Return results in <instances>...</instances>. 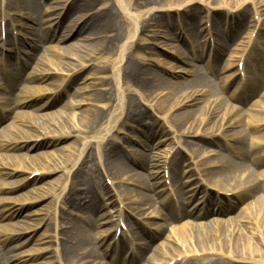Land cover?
I'll list each match as a JSON object with an SVG mask.
<instances>
[{"label": "bare ground", "instance_id": "6f19581e", "mask_svg": "<svg viewBox=\"0 0 264 264\" xmlns=\"http://www.w3.org/2000/svg\"><path fill=\"white\" fill-rule=\"evenodd\" d=\"M43 1L45 3L46 1L48 2V0ZM61 2L57 0L55 4ZM68 2H71V10H76L75 12L79 15L69 16L72 11L66 12L62 17L59 14L57 16L60 19L59 17L52 19L56 23L53 28V24L50 23L48 28H40L38 34L33 32L36 40H32L31 52L26 54L28 62L31 61L32 63H21L18 70H15L12 68L13 65L9 64L11 58H13V52L10 49L9 27H11L12 31H15L13 28L14 22L11 24L12 17L10 13L15 16L17 14L22 20L26 19L38 25L39 23L50 22V19L45 22L42 21L44 20L42 15L53 14L58 7L48 6V9L43 10L44 13H42L29 0H2L0 6V68L6 71L4 72L0 69V75L5 74V78H3L5 87L2 89L0 86V89L9 95V99L2 100V106L6 108V114L4 117L0 114V124H3V121L11 117V124L3 128V130L10 133V136L0 142V150H10L11 148H14L13 150H22V146H25L26 149H41L57 143H65L69 138H74L76 141L72 143L73 148L69 145H65V148H60L58 152L61 154H56L55 156H49L47 153L36 155L33 159L34 162L30 161L32 160L30 156L23 155L18 157V163L12 164L11 168H9L6 157L2 154L0 155V176L3 174L11 177L13 174L21 173L22 175H28L27 177H34L36 172L50 175L61 172L66 175L67 182L63 186L58 187L56 191L52 192L47 188L40 191L37 188L33 192L35 195L33 197L34 203L37 201L41 202L46 197L54 199L53 217H55V223L53 226V238L56 240V244L62 241L64 245L63 251H57L56 253L58 258L63 256L64 261L59 260V264H79V261L70 262V259L82 260L91 257L92 250L89 249L91 252L89 253L85 250V247H92L94 241L98 242L97 246L99 247L109 241L110 245L112 244L110 247H114L115 251H119L118 244L125 235V231L121 226L127 220L126 210L122 208V196L116 193L114 189H109L107 186L102 185L101 180L110 181L111 179L117 182L123 170L119 166L113 169V167L107 168L102 164V159H108L114 153L110 146V141L112 143L118 141L115 136L119 133L120 126L129 119L140 123L144 118H147L152 119L156 123L157 120L161 121L162 119L157 118V116L156 118L155 116L151 117L152 115L148 116V112L152 108L158 113L162 111L168 115L172 111H179L186 106L195 104L199 101V98H204L206 95H216L213 83L206 81L202 72L196 67L192 66V70L189 71L181 69L176 74L175 72H170L174 78L180 77L179 75L182 73L189 76L192 79L191 81H183L182 83L170 82L157 75L149 76L143 70L141 62L137 60L139 59L138 54L143 52L145 45H149V42H146L143 36L145 32L149 31L150 27L157 25V22L164 18L176 15L177 24L175 28L179 31V35H174L173 38H164L180 42L181 31L179 30L180 28H177L180 25L179 22L185 24V22L190 20L196 21L195 14L200 3L207 4L206 23L212 26L208 35L217 38L213 61L203 62V49L197 45V42H192L191 46L185 44L183 49L171 45L168 49L174 50V59L178 58L185 65L191 66L184 59V51H186L190 61L203 62V68L212 77L223 76L220 79L222 91L228 81L231 80L229 83L232 84L238 78L234 74L223 75L224 72L231 70L235 63H237V69L240 65L246 69L250 64H254L256 71L253 75H247L246 80L242 84L239 80L236 86H233V91L226 101L216 96L213 97L215 99L211 102H206L198 123L195 119L189 122L192 115L189 111L177 114L175 122L181 123L185 121L187 125L183 127L181 135H179L185 138L186 141H178V145L181 149L183 147H192L190 157H193L200 155L202 150L200 145L217 147L219 145H216L215 142L217 138H228L227 140L230 139L233 143V148L225 146L224 150L240 159L241 163L238 164L230 158L218 156L217 160L211 165L201 169L198 167L189 169L186 171L185 177H183L184 174L181 177L178 169L179 165L177 164L178 159H180L178 158L180 154L178 151H175L170 159L168 158L170 153H156L150 157L143 153L131 155L132 160L138 156L141 161L138 168L148 172L146 176L133 175L135 178L133 180L134 184L140 189L144 188L151 191L153 196L161 195V197H165L166 194L170 193L167 188V182L164 180L166 171L169 170V180L172 187H176L175 190H177L176 194L180 204H177V208L175 207L178 213L173 214L167 209L170 198H162L160 207L168 213L165 217H160V213H158L157 218L160 217L165 223L169 222L174 225L170 229L171 236L167 238L165 243L161 242L156 245V243L161 241V233L167 228L159 227L156 230L158 231L155 233L156 235L150 236V245L152 246L149 248L139 242L137 244L139 246L138 252L139 250L141 251L139 257L134 259V256H132L128 264H136L139 259L144 261L146 258H148L149 264H180L182 262L184 264L189 259L210 257L211 255L218 258H226L228 264H264V130L255 140H249L250 134H257L260 129L264 128V48L259 50L258 46L262 43L264 47V28L263 24L261 26L257 24L261 17L257 6L264 7V0H66L63 3L67 4ZM249 6L253 7L254 10L252 23L255 26L252 25L248 30L245 27H241V23L244 21V17L248 16ZM63 7L64 5H62L61 10ZM141 9H146L143 15L139 14L138 10ZM67 18H70V25L66 28L68 35H63L58 39V43H65L72 35L71 39L73 38L74 41L82 37L80 40L82 45L72 43L63 47H46L39 56L42 50L41 47L55 39L56 28L58 29L59 27L60 29V27L64 26V21ZM118 18L121 20L120 24ZM222 18L229 19V23H224L228 27V31H224L223 26L220 28V20ZM19 26L31 34L32 32L30 31H37L26 24H20ZM173 26L171 25V27ZM190 29L189 33L196 39L198 30L194 26ZM238 29H245L247 38L242 44L234 46L240 37L239 32L236 33ZM255 31L256 36L253 41L252 37ZM2 32L6 36L5 42L1 39ZM149 32L152 33L151 37L153 39H156L159 35V32L158 35L152 31ZM95 40L97 42H94ZM143 41L145 43L142 44L141 42ZM257 50H259V54H255ZM65 54H69L71 57H67ZM224 56L227 60L221 69L219 66L224 60ZM72 57L79 63V68L67 65L63 61L64 58ZM98 57H100L99 61H104L99 68L102 75L106 78L104 77L102 82L98 83L101 88H96L94 93L88 98V103L92 104V108L77 114V120L72 119L69 110L82 106L85 103L84 100L74 101L71 104L66 103L64 106L58 105L60 108L53 110L57 106L59 97L67 89V85L73 84L78 77L76 75L87 67V63ZM5 63L8 65L6 66ZM165 65L167 66V63ZM29 71L30 73L26 75V72ZM51 71L54 73L67 71L68 74L65 75L67 80H63L55 87L51 96L53 100L50 99L42 104V108L38 111L52 109L53 112L46 113L45 116L54 115L57 119L54 120L51 126H32V124L30 125L32 131H28L24 127L28 128L29 126L24 125L22 119L25 117L31 118L33 113L18 110L22 107H31L33 103L42 100L40 98L42 88L29 84L46 80L51 75ZM107 79L110 82L109 84ZM85 89L79 88L74 93V96H80L83 92L88 91ZM152 89H157L161 92L153 97L150 94ZM161 89L164 91L163 93ZM224 93L225 91H223ZM36 116L39 117L37 120H40L44 115ZM213 118H217L214 125L206 129L207 131L204 130ZM148 125L146 126L147 128H144L148 139L152 141L154 138L153 126L152 124ZM155 125L159 127L157 123ZM238 127L237 131L227 133ZM176 132L178 131L170 130V134H175ZM79 140L82 142L80 148L76 147L80 144ZM92 146L97 152L98 168L101 169V177H95L98 182H91L89 178V182L78 179L68 184L73 175L93 163L90 162L87 153V150L92 148ZM219 147L223 146L219 145ZM144 148L146 147L144 146ZM62 152L66 154L63 155ZM258 153H260V156L257 155ZM88 168L90 169L91 167ZM89 169L86 170L89 171ZM35 180L37 179L35 178L32 181ZM154 180L156 181L151 183ZM23 182L20 181L13 184L8 189L10 191L20 189ZM80 183L85 185V188L77 190V186ZM97 185L105 191L104 196L108 197L107 204H110V208L113 206L112 213H102L98 216L103 210L107 209V205L102 202V204H97L98 195L91 194ZM190 185L193 187L187 188ZM6 188L3 184L0 185V192H3ZM186 188L187 190H185ZM197 193H201V196L195 207L191 211L186 210L189 200L196 198ZM227 194H232L236 202L233 201L230 205L223 207L224 203L227 202L225 199ZM127 196L128 194H125L126 198ZM183 197L184 201H186V206H184ZM150 201L151 197L143 194L139 195L133 203L136 205H143L144 203L149 205ZM214 201H216L214 203L215 206L219 203L223 204L215 208V212L212 208ZM241 201L242 203L247 201V203L241 208L237 216H233L230 219H209L205 223L199 222L208 219L211 215L220 216L232 213L236 211ZM17 202L19 203V199L16 197L0 201V222L6 219H13L14 215L18 217L23 215L24 208L21 206L16 207L15 204ZM48 204L46 203L44 207L47 208ZM68 205L72 209L76 208L81 211V219L90 229L76 226L71 221L65 223L59 221V218H61L59 207L62 212H68ZM143 211L136 206L131 213L136 212L141 217L145 214H140ZM63 213L65 214V212ZM69 213L72 214V212ZM181 218L195 219L199 223L188 221L180 224L178 221ZM47 219L41 218L40 220L47 221ZM134 223L138 224L139 227L142 225L136 220ZM38 225L39 223L36 225L35 223H26L23 226L16 224L0 225V257L5 256V263L15 264L16 262H21L24 264L27 259L36 256L34 250L32 251L33 255L23 252L9 256V254L15 253L21 247L19 245L5 251V253L3 249L11 243L22 241L21 239L26 238L27 234H29L28 236L35 235ZM103 226L108 228L97 231L94 235L91 233L92 229L101 230ZM254 230L257 235H254ZM117 234L120 237L116 241ZM28 236L26 240L29 239ZM44 236L41 235V237ZM59 236L60 238L62 236L61 241H59ZM37 238L39 239L40 236ZM135 240V238H131L129 241L132 254L136 250L134 246ZM45 241H48L47 237L42 238L39 244ZM178 243L184 246L182 250L177 249ZM65 244H67V247H65ZM155 245L156 247L153 248ZM110 247L108 246V248ZM149 249L151 250L149 251ZM38 250L37 253L40 255L43 254L42 252L45 249ZM147 251H152V255L148 257ZM105 253H107V250ZM25 254L27 255L25 256ZM88 263L84 262L82 264Z\"/></svg>", "mask_w": 264, "mask_h": 264}, {"label": "rangeland", "instance_id": "374dc122", "mask_svg": "<svg viewBox=\"0 0 264 264\" xmlns=\"http://www.w3.org/2000/svg\"><path fill=\"white\" fill-rule=\"evenodd\" d=\"M1 1L0 0V6H1ZM57 0H48V2L43 1V0H29V2H31L33 5L35 4L36 7L39 8V11L44 13L43 10L48 9V6L53 7V8H57L56 11L53 12V14H43L42 18H44V20L42 21H46V20H51L50 22H45L43 24H38L35 25L34 23H31L30 21L23 19L16 14V16L13 13L11 14L12 17V22L14 25V29L15 31L11 30L10 28V36H9V41H10V45L12 51L16 52L13 54V58H11V61L13 62V65L15 66L17 63V58L20 57V59L22 60V62H28L27 56L26 54H29V52H31V48L30 46L32 45V40L35 39L36 37H34V34L36 32V34H38V30L40 28H48L49 24L52 23L53 26L52 28L56 25L55 21H53L52 19H56L59 16L62 17L64 16V14L66 12H70L69 16H73L74 14L79 15L77 12H75L74 10H71V2H68L67 4H64L63 2L66 0H60L62 1L59 4H55ZM62 5H64L63 9ZM207 4L206 3H200L199 4V8L198 11L196 12L195 16V20H188L189 22H185L184 23H180V25L177 28H180L179 30L181 31V40L180 42H174L166 38H173L174 35H179V31L176 30L175 25L177 24V17L176 15H172L171 17L168 18H164L161 21L157 22V25L150 27L149 31H152L154 34L159 35L156 39H153L152 33L147 31L144 33L143 39L146 40V42H149V45H145V48L143 49V52L138 54V61L141 62L143 70L146 71V73L149 76H159L162 77L164 79H166L167 81L170 82H185V81H191L192 79L189 76H186L184 74H180V77H175L177 79H175L174 77L171 76L172 72L178 73L181 71V69H184L186 71L192 70V66L198 68L204 78L206 79V81H209L211 83H213V87H214V91H216V95L213 96L211 94L204 96V98H199V101H197L195 104L191 105V106H186L184 107L182 110L179 111H172V113H168V115H166L165 112H157L154 108H152L149 112H148V116H157V118H161L162 120H157V124L159 127H157L155 124V122H153L152 119H147L144 118L140 123L136 122V121H132V120H127V122L123 123V125L120 126V130L119 133L115 136V138L118 141H114L112 143V141H110L111 143V148L112 150H114V153L107 159H102V164L103 166L110 168L113 167H122V171H121V175H119V179L117 182L113 181L110 179V181H106L105 179L101 180L102 185L107 186L109 189H114L116 193H118L119 195L122 196L121 198V202H122V208L125 211L126 214V222H124L122 228L128 232L129 231V235L131 233V235H134L137 239L141 240V242L143 244L147 243L146 241H148V234H155L156 230H158L159 227H167L166 230H164L161 234L159 243L161 242H166L167 238L169 236H171L170 234V229L174 226L169 222H164V220H161V216L165 217V215L168 213L166 211H164V209H161V205L160 202L161 200H163L162 198L165 197H172L169 205H168V210L169 211H174L172 208V201L173 203L176 204V202L179 203V199H177V196H175V193H177V191L175 190L176 187H172V184L169 180V174L170 171H166L165 174V179L167 182V188L170 191V194H166L165 197H161V195L159 196H153L151 191L140 189L138 188V186H136L134 184V177L133 175H144L146 176L148 174L147 170H143V169H139L138 165H140L141 161L140 159H138V156L136 157L134 155L133 160L131 159V155L133 154H145L148 155L149 157L152 156L153 154L156 153H170V155L168 156V158L170 159L171 155L174 154L175 151H178L180 154L178 155V161L177 164L179 165L178 169L180 170V175L182 177H185L186 171H188L189 169H193V168H205L208 165H211V163H214L218 156H222V157H226V158H230L232 159L234 162L236 163H241V160L238 159L237 157H234L233 155H231L229 152L225 151L224 148L225 146H229L233 148V143L231 142V140H227L224 137L221 138H217V140H215L216 145L219 144L223 147H219V145H217V147L212 146V145H200L202 146V150L200 155L197 156H193L190 157L191 151H192V147H183L182 149L180 148V146L178 145V141L179 142H184L186 141L185 138L179 136L181 135L180 133L182 132L183 127H186V123L185 121L181 122V123H177L175 122V117L177 116V114L181 113L183 114L184 112H191V120L193 121L194 119L197 121V123L200 121L201 119V111L203 110L205 103L206 102H211L212 100H214L215 98L213 97H220L222 99H224V101H226L228 99V97L230 96V94L232 93L233 89H231V87L225 90V93L223 94V91L221 90L222 88V83L221 82V78L223 76H219L217 77H212L204 68L203 65L205 63V60H207V58H211L214 52V48L217 44V38L214 36H209L208 32L211 30L212 26H210V24L206 23V14H207V9H206ZM258 8V13L261 14V17L259 18L258 21V25L261 26L263 24V28H264V7L261 6H257ZM146 9H148V7H146ZM146 9H141L138 10L140 15L144 14V11H146ZM200 9V10H199ZM143 11V12H141ZM138 13V12H137ZM61 14V15H59ZM161 15V13H159ZM248 16L244 17V21H242V25L246 26L249 30V28L253 25L254 23H252L253 18H254V10L253 7L249 6L248 11H247ZM14 15V16H13ZM45 15V16H44ZM59 15V16H57ZM44 16V17H43ZM1 17V16H0ZM59 17V19H60ZM14 18V19H13ZM71 18V17H70ZM65 19V23L64 26L58 27V29L56 28L55 30V39L51 40L50 43H45V45L43 47H41V51L39 53V56L43 53V49L46 47H50V46H56V47H63L66 46L68 44H72V43H78L79 45H82V43H80L81 38H77V40H73V38L71 39V37L69 38L68 41H66L65 43H58V39H60L63 35H68L67 32V27L70 25L69 20ZM119 24L121 23V20L118 18ZM221 25L223 22H227L228 19L226 18H222L221 20ZM20 24H26L29 25L30 27L36 29L37 31H30L32 32L29 33V31L27 32L25 29H21L20 28ZM174 24V26H173ZM171 25L173 27H171ZM189 25V26H188ZM220 25V28L222 27ZM195 27L198 30V34L196 39L194 37L191 36L190 32V28L191 27ZM224 28L226 30V25L224 24ZM258 26V27H259ZM228 30V27H227ZM205 31V32H204ZM34 32V34H33ZM248 32V31H247ZM246 35V31L244 33H242V31H239V36L240 38L235 42L234 46H238L239 44H242L243 42H245V39L247 38ZM1 39H6L5 34L3 33L1 35ZM255 33L253 34L254 38ZM91 42V41H90ZM89 42V43H90ZM94 42H97V40H95ZM192 42H197V45L201 46L203 51H202V59L203 62H197V61H190L189 60V55L186 51H184V59L186 60V62H188L191 66L185 65L183 62H181V60H178V58L174 59V50L171 51L168 48H170V46L172 45L173 47H181L182 49L185 48V44L188 46H191ZM14 43V45H13ZM142 44L145 43V41L141 42ZM203 44V45H202ZM215 45V46H214ZM33 46V45H32ZM167 46V47H166ZM193 46V45H192ZM233 46V49H234ZM259 46V50L261 48H264L262 46V43ZM216 49V48H215ZM232 49V50H233ZM259 50H257L255 52V54H259ZM186 52V53H185ZM50 54V53H49ZM67 55V57H71V55L69 54H65ZM173 56V58H172ZM176 57V56H175ZM100 57L98 58H94L93 60H91V62H86L87 63V67L84 68V70L82 72H80V74L76 75L78 76L75 81L73 82V84L67 85V89L65 91H63V94L59 97L60 99L58 100L57 106L53 108H60V106H64V104L68 103L71 104L74 101H78V100H84L85 103L82 104V106H78L76 109H70L69 113L71 114L72 119H76V115L77 114H81L83 111H86V109L92 108V104L88 103V98L89 96H91V94L94 93V90L96 88H101L100 86H98L99 82H102V79L105 77L104 75H102V73L100 72V66L102 65V63L104 61H99ZM227 58H225L224 56V60L222 61V63H220L219 68H223L224 64L226 63ZM63 61L65 62V64L70 65V66H74L76 68H79L80 65L79 63L74 59V57L72 58H64ZM160 62V63H158ZM28 63H32L31 61H29ZM34 63V62H33ZM165 63H167V66L165 65ZM236 64L231 68V70H229L228 72H224V76L225 75H230V74H237V69H236ZM67 65H65L67 67ZM165 65V66H164ZM174 68V69H171ZM203 68V69H202ZM180 69V70H179ZM255 68L252 64H250L247 68V72L250 75H253V73L255 72ZM31 71V70H30ZM29 72H26V75H28ZM70 71V70H69ZM171 72V73H170ZM169 73V74H168ZM226 73V74H225ZM66 74H68L67 71L64 72H56L54 73L53 71H51V75L48 76V78H46V80H42L41 82H32L29 85H34L35 87L38 88H42V94L40 95V98L42 100L37 101L36 103H33V105L31 107H22L21 109H19L18 111H26V112H31L33 113V115L31 116V118H24L23 123L24 125L29 126L28 128H26V126L24 127V129L28 130V131H32V127H30V125L32 126H40V125H45V126H51L54 123V120L57 119L56 116H45L46 113H52L53 110L52 109H48V110H42V111H38L40 108H42V104L46 103L47 101H49L52 96V93L54 92L53 90L55 89V87L57 85H59L63 80L66 79ZM72 74V73H71ZM70 74V75H71ZM246 75V74H245ZM109 76V75H107ZM5 77H3V75H0V86L2 87V89L5 87L4 84V79ZM106 78V77H105ZM217 78V79H216ZM67 80V79H66ZM108 84L110 83L109 80L107 79ZM66 83V82H65ZM227 85V84H225ZM107 87V85H106ZM79 88H86L85 91L83 92L82 95L80 96H74V93L76 92V90H78ZM108 88V87H107ZM62 89V88H60ZM162 90V89H161ZM206 90V88H205ZM161 91H158L157 89H152L150 91V94L153 95V97L156 95H159ZM164 91L162 90V93ZM14 93V92H13ZM12 93V94H13ZM15 95V93H14ZM87 96V97H86ZM208 96V97H207ZM9 99V95L4 91V90H0V109L2 108L1 103L3 102L2 100H6ZM53 100V99H52ZM89 104V105H88ZM152 104H154L152 102ZM60 105V106H58ZM4 109V108H2ZM101 110V109H100ZM17 111V110H15ZM42 116V119L37 120V118L39 119L38 116ZM35 116V117H34ZM217 118H213V120H211L208 125H206V127L204 128V130L210 128L211 126L214 125V122L216 121ZM27 120V121H26ZM77 120V119H76ZM27 122V123H26ZM31 123V124H30ZM11 124V117L6 119L4 121L3 124H0V142L3 141L7 136H10L8 133V131L3 130L4 126H9ZM151 125L153 126V132H154V138L152 139V141H150L148 139V135L145 132V128L147 125ZM23 125V126H24ZM148 125V126H149ZM128 126V127H127ZM147 128V127H146ZM174 130V131H178L175 134H170V130ZM239 129V127L237 129H233L231 131H228L227 133H232L233 131H237ZM264 130V128L260 129L259 133L257 134H250L249 135V140H255L258 136H260V133H262ZM207 131V130H206ZM227 140V141H226ZM196 141V140H195ZM76 142L73 139H68L65 141V143H57L55 145L52 146H48V147H44L41 149H26L25 146H22V150H13L12 148L10 150H0V155H4V157H6V161L9 165V168L12 167V164L18 163L19 159L18 157H21L23 155H26L27 157L30 156V158L32 160H30L31 162H34V156L36 155H43L44 153H47L49 156H55L56 154H61L58 152V150L60 148H65V145H69V146H73L72 143ZM80 144H78V148L81 147V140H79ZM78 142V143H79ZM224 144V145H223ZM93 145V144H92ZM144 146L146 148H144ZM179 146V147H178ZM73 148V147H72ZM88 153V158L90 160V162H93L92 164H89L88 167H91L90 169L87 168H83L81 171L77 172L75 175H73L70 180L68 181V184L70 182L76 181L78 179L80 180H84L89 182V178L90 181L92 182H98L96 181L95 177H101V169L98 168V164L99 162L97 161V152L94 150V147L92 146V148L87 150ZM86 153V154H87ZM62 154H66L63 153ZM257 155L260 156V153H258ZM9 160V161H8ZM29 162V163H31ZM89 169V171L87 170ZM185 172V173H184ZM1 175V174H0ZM28 175L26 174H21V173H16L13 174L11 177H7L4 176L2 174V176H0V185H4L6 188V190H3V192H0V201L6 198H14L16 197L17 199H19V203L17 202L15 204L16 207H23L24 211H23V215L22 216H17L14 215L13 219H6L3 222H0V225H12V224H16L18 226H23L26 223L29 224H34L35 225L37 223H39V225L36 228V234L32 235V236H28L29 234L26 235V238H22V241H17L16 243H11L9 244V246H5V248L3 249V252L5 253V251L10 250L11 248L16 247L17 245L21 246L18 250H16L15 253L9 254V256L12 255H17L20 253H30L33 255L32 251L34 250L36 252V256H33V258L27 259L26 263L24 264H59V260L62 261L63 260V256H60V258L57 257V251L60 252L61 250L63 251V242L61 241V238L59 236V241L57 244L55 243L56 240L53 238L54 235V223H55V217H53V212H54V199L52 197H46L45 200H41V202L37 201V202H33V197L35 196L33 194V192H35V190H46L49 189L50 191H56L58 187L63 186L66 182H67V177L65 174L61 173V172H57L56 174L50 175V174H44L41 172H36L34 174V177H27ZM92 176V177H91ZM37 179L35 181H32L34 179ZM130 180V181H127ZM163 180V181H164ZM20 181H24L23 185L20 189L17 190H13L10 191L8 188H11V185L16 184ZM156 180L152 181L151 183H154ZM185 181V180H184ZM194 184V183H193ZM192 184V185H193ZM192 188L193 186H187V188ZM40 188V189H39ZM85 185H83L82 183H80V185L77 186V190H81L84 189ZM187 188L185 190H187ZM14 189V188H13ZM16 189V188H15ZM81 192V191H80ZM91 194H96L98 195V200H97V204H106L107 205V209L103 210L100 214H98V216H100L102 213H112V207L110 208V204H107L108 202L107 196H104L105 191H103L101 189V187L99 188V186L97 185L93 190ZM125 194H128L127 198L125 197ZM149 195L151 197V203L149 205H146V203H144L143 205H136L133 203V201L135 199H137V197H139V195ZM201 193H197L196 198L189 200L187 206H186V201H184V197H183V203L186 206L187 210H191L192 208L195 207L196 202L198 201V199L200 198ZM27 195V196H26ZM104 199V200H101ZM226 203H224L225 206L230 205V203H232L233 201L236 202V199L233 198V196L227 195L226 198ZM251 201V200H249ZM248 201V202H249ZM102 202V203H101ZM216 201L213 202V204ZM34 203V204H33ZM46 203H49L45 208L44 206L46 205ZM247 203L244 202L238 206V208H236V211L226 214V215H211L209 216L208 219L206 220H202L199 221L201 223H205L208 222L209 219H230L233 216H237L239 214V212L241 211V208ZM223 205V204H217L215 206V204L212 206L213 210H215V208H217L218 206ZM139 207L142 210H144L142 213H140L141 215L144 214L143 216L139 217L136 212L131 213V211H133V209L135 207ZM150 206V208H149ZM7 207V206H6ZM130 208V209H129ZM49 209V210H48ZM132 209V210H131ZM59 211H60V217L59 221L62 222H74V224H76V226H82L84 228H89L87 227V225L83 222V220L81 219L82 216H80L81 211L74 208H70V206H67V211H63L65 212V214L62 212V210H60L59 207ZM69 212H72V214H70ZM160 213V217L157 218V214ZM173 213V212H172ZM59 215V214H58ZM111 215V214H110ZM80 216V217H79ZM148 217V218H147ZM41 218H45L46 220H40ZM109 219V218H108ZM114 220V218H112ZM138 221L140 222L141 227H138V224H135L134 221ZM41 221V222H40ZM104 221V220H102ZM188 221H192L195 222L196 220L194 219H180V221H178L180 224L181 223H186ZM177 222V224H178ZM197 222V221H196ZM197 222V223H199ZM239 224V223H238ZM177 227V226H176ZM108 228L107 226H103L101 228V230H97V229H92L91 233L94 235L97 231H102V229ZM17 229V228H15ZM90 229V228H89ZM128 230V231H127ZM254 235H257L256 231H253ZM41 235H45L44 237H41ZM27 236L29 237L28 240ZM38 236H40V240H42V238L47 237L48 241L43 242L42 244H39L40 240L37 238ZM128 236V233H127ZM130 237V236H129ZM34 238V239H33ZM125 238V237H124ZM147 238V239H146ZM38 239V240H37ZM126 239V238H125ZM124 239V240H125ZM26 240V241H24ZM173 241V240H171ZM98 242L94 241L92 244V247L88 246L85 247L86 251H88L89 253H91L89 251V249L92 250V256L88 257L86 259H82V260H75L73 258L70 259V262H78L79 264H82L84 262H89L88 264H112L113 260H114V251L115 248L110 247L108 249V243L106 242L102 247L97 246ZM126 243L124 241V244L119 243V251L120 252H124L127 250V246H124ZM67 244H65V247ZM156 245L153 247L155 248ZM18 246V247H19ZM99 247V248H98ZM158 247V246H157ZM177 249L182 250V248H184V246H182V244L178 243L177 245ZM63 248V249H62ZM38 249H45L42 253L43 254H38L37 252L39 251ZM109 250V255L107 253L108 256L103 257L105 250ZM153 251V249H152ZM151 253H147V255H152ZM27 253V254H28ZM25 254V256L27 255ZM121 254V258L119 259V261L116 260V264H123V258H122ZM95 256V257H94ZM4 257V258H3ZM3 257H0V264H8L7 262L5 263L6 259L5 256L3 255ZM24 257V256H23ZM64 261V260H63ZM112 261V263H111ZM194 264H228L226 258H218L216 256L211 255V257H207L204 258L202 260H196L195 262H193ZM15 264H22L20 263H15ZM137 264H149L148 260L146 259L145 261H138ZM233 264H243V263H233ZM247 264V263H244Z\"/></svg>", "mask_w": 264, "mask_h": 264}]
</instances>
